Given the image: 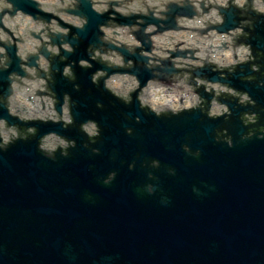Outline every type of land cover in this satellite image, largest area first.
<instances>
[{"label": "water", "instance_id": "water-1", "mask_svg": "<svg viewBox=\"0 0 264 264\" xmlns=\"http://www.w3.org/2000/svg\"><path fill=\"white\" fill-rule=\"evenodd\" d=\"M68 1L55 12L83 20L82 27L35 0H0V37H8L0 38V122L35 130L0 146V264H264V75L247 80L251 63L219 71L205 60L190 71L193 78L224 84L249 101L217 97L228 113L213 116L215 96L199 88L200 105L156 113L141 104L142 89L150 81L169 84L181 71L142 52L151 53L154 35L181 30L178 19L197 16L192 0L164 3L159 16L149 8L122 14L114 2L99 13L92 0ZM218 11L222 23L212 28L219 34L238 26L235 6ZM18 13L47 26L48 42L37 54L21 52L24 39L3 24ZM251 15L241 43L264 72V14ZM113 25L128 28L140 47L108 40L104 30ZM40 56L50 65L48 78L40 77L55 112L63 117L68 109V124L24 122L10 113L14 85L40 70ZM120 74L138 82L127 99L106 85ZM89 123L94 136L83 130ZM47 135L70 145L48 155L40 146Z\"/></svg>", "mask_w": 264, "mask_h": 264}]
</instances>
